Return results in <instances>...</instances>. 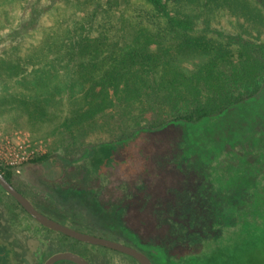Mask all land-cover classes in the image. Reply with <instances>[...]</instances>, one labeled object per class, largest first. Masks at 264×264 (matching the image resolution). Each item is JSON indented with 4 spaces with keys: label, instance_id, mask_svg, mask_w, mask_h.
I'll use <instances>...</instances> for the list:
<instances>
[{
    "label": "rangeland",
    "instance_id": "rangeland-1",
    "mask_svg": "<svg viewBox=\"0 0 264 264\" xmlns=\"http://www.w3.org/2000/svg\"><path fill=\"white\" fill-rule=\"evenodd\" d=\"M34 1L0 0V63L3 60L16 62L12 75L0 70V167L12 169L17 189L54 221L144 251L141 241L133 235L134 230L126 224L125 214L130 212L131 206L118 205L105 210L97 202L96 194L64 188L56 178L60 174V162L81 160L90 146L128 139L139 127H149L159 120L158 113L149 109L145 96L141 97L144 102L141 105L126 101L131 94L128 97L125 93L117 94L116 98L113 94L104 96L99 92H90L88 96L85 92L69 95L61 87L54 89L51 104L38 105L28 101L31 95L26 81L33 79L34 68L41 67L30 58L40 47H45L42 42L49 31L84 16L82 22L90 29L89 37L102 33L108 38V44L118 42L123 46L136 36L139 23L150 24V7L143 0H40L49 10L38 27L11 42L9 36L17 30L20 19L29 14L28 3ZM204 18L198 21L195 33H206L210 37L221 34L225 38L240 35L250 42H264V21L249 24L241 17L220 10L209 17L211 29L206 30ZM158 49V46L151 47L152 52ZM23 59L28 60L27 67L23 66ZM183 66L192 69L193 63ZM21 74L24 77H20ZM59 76L63 77L59 83H64V76ZM75 78L77 83L79 80ZM106 97L110 104L100 105L101 108L92 112V119H84L88 102L95 101L94 105L98 106ZM188 126L186 130L168 126L154 131L164 143L163 153L172 152L175 157L186 151L194 153L189 160L178 157L166 162L161 161L160 153L154 155L153 161L163 164L161 172L173 170L174 174L168 172L166 177L162 176L164 180L151 184V175L140 171L143 160H138L133 151L130 153L134 144L127 141L124 145L129 150L124 153L123 167L131 171L119 177L132 184L133 177L143 176L144 184L137 190L142 196V210H156L148 204L160 198L159 210L204 212L212 218V228H225L227 222L221 214L244 212L254 197L264 199V89L258 97L229 108L219 117ZM197 141L200 145L195 144ZM174 142L178 147L181 142L194 144H190L193 145L190 150L172 149L170 144ZM111 144L116 148L121 143ZM31 154V159L19 165L7 163ZM45 155L54 159L33 163ZM84 172L81 169L78 176L81 184L85 181ZM262 203L264 205V201ZM263 219L264 213L259 224ZM70 239L41 226L0 187V245L9 250L0 258L8 259V264H44L53 254L68 251L81 255L90 264H139L118 251ZM257 242L260 246V240ZM257 249V252L262 250ZM64 263L69 262L57 264Z\"/></svg>",
    "mask_w": 264,
    "mask_h": 264
},
{
    "label": "trees",
    "instance_id": "trees-1",
    "mask_svg": "<svg viewBox=\"0 0 264 264\" xmlns=\"http://www.w3.org/2000/svg\"><path fill=\"white\" fill-rule=\"evenodd\" d=\"M143 1L150 7L152 21L147 26L139 23L138 32L129 43L123 46L118 42L108 44V38L102 33L100 37H89L90 29L83 24V16L67 26L49 31L42 42L45 47H40L30 58L41 67L34 68L33 79L26 81L31 95L28 101L49 105L54 89L61 87L69 95L85 92L88 96L90 92H99L104 96L113 94L116 98L117 94L125 93L127 97L131 94L125 100L141 105L144 104L141 97L145 96L149 109L158 113L159 120L149 127H139L128 139L90 146L81 160L60 162L56 182L73 191L96 194L97 202L105 210L118 205L131 206L130 212L125 214L126 224L134 230L133 235L141 241L143 252L153 264H264V219L259 224L264 213L263 197L251 198L253 200L244 212L221 214L227 226L212 228V218L204 212L159 210L160 198L148 204L156 210H142V196L137 190L141 183L144 184L143 176L133 177L132 184L119 177L131 171L123 167L124 153L129 150L125 142H132L130 153L133 151L138 160H143L140 171L151 175V184H158L168 172L170 175L174 172H161L163 164L153 161L155 154L160 153L161 161L166 162L178 157L189 160L194 153L186 151L177 157L172 152L163 153L164 143L154 131L168 126L189 129L188 125L219 117L229 108L262 93L264 42H250L240 35L210 37L206 33H195V26L205 17V29L210 30L209 17L220 10L241 17L249 24L262 22L264 0ZM28 6L30 12L20 19L17 30L9 36L11 42L35 30L49 10L40 0L28 3ZM152 46L159 49L152 52ZM23 61V66L27 67L28 60ZM187 62L193 63L192 69L183 66ZM15 66L16 62L3 60L0 70L12 75ZM59 75L64 76V83H59L63 78ZM20 77H24L23 74ZM75 77L79 80L77 83ZM94 102H88L84 119H92V112L101 108L100 105L110 104L107 97L98 106ZM111 143L121 144L113 148ZM176 143L170 144L172 149L190 150L188 148L193 146L190 144H194L181 142L178 147ZM195 144L200 145L198 141ZM53 159L45 155L33 163ZM147 162L151 164H145ZM165 165L168 168L167 163ZM81 169H85L82 184L78 182ZM119 170L122 173H118ZM0 172L15 186L12 169L0 167ZM257 240H260V246ZM257 247L262 250L257 252ZM8 252L0 245V255ZM8 262V259L0 258V264Z\"/></svg>",
    "mask_w": 264,
    "mask_h": 264
},
{
    "label": "water",
    "instance_id": "water-1",
    "mask_svg": "<svg viewBox=\"0 0 264 264\" xmlns=\"http://www.w3.org/2000/svg\"><path fill=\"white\" fill-rule=\"evenodd\" d=\"M0 187L11 196L23 210L35 219L41 226L75 239L79 242L102 246L134 258L139 264H153L150 257L143 251L130 247L120 242H115L98 236L79 232L71 227L62 225L40 212L33 203L23 195L13 184H11L3 173L0 172ZM60 262H69L73 264H90L84 257L74 252H59L50 256L44 264H57Z\"/></svg>",
    "mask_w": 264,
    "mask_h": 264
},
{
    "label": "built area",
    "instance_id": "built-area-1",
    "mask_svg": "<svg viewBox=\"0 0 264 264\" xmlns=\"http://www.w3.org/2000/svg\"><path fill=\"white\" fill-rule=\"evenodd\" d=\"M33 157V154L29 155L27 158L21 157V158H17L15 161H11V162H7L10 166H14V165H19L21 163H23L24 161H27L29 159H31Z\"/></svg>",
    "mask_w": 264,
    "mask_h": 264
},
{
    "label": "flooded vegetation",
    "instance_id": "flooded-vegetation-1",
    "mask_svg": "<svg viewBox=\"0 0 264 264\" xmlns=\"http://www.w3.org/2000/svg\"><path fill=\"white\" fill-rule=\"evenodd\" d=\"M85 170V169H84ZM84 174H85V172H84Z\"/></svg>",
    "mask_w": 264,
    "mask_h": 264
}]
</instances>
